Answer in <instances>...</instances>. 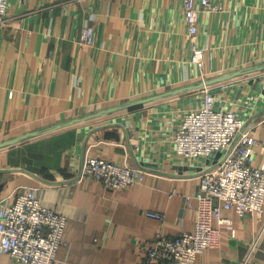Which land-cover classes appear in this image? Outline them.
<instances>
[{
  "label": "crops",
  "instance_id": "obj_1",
  "mask_svg": "<svg viewBox=\"0 0 264 264\" xmlns=\"http://www.w3.org/2000/svg\"><path fill=\"white\" fill-rule=\"evenodd\" d=\"M211 1L217 9L198 20L200 69L182 0H10L0 22V142L37 135L0 147V204L34 187L67 216L59 264H141L137 241L194 229L203 160L178 157L173 136L205 86L216 107L244 119L238 135L256 139L253 164L264 162V0ZM89 156L139 167L145 180L108 188L81 175ZM222 215L235 236L221 228L195 264H264V203L252 217ZM1 264L18 263L2 254Z\"/></svg>",
  "mask_w": 264,
  "mask_h": 264
},
{
  "label": "built area",
  "instance_id": "obj_2",
  "mask_svg": "<svg viewBox=\"0 0 264 264\" xmlns=\"http://www.w3.org/2000/svg\"><path fill=\"white\" fill-rule=\"evenodd\" d=\"M9 2L0 0V22L7 14ZM182 5L190 36V60L201 69L205 48L196 39L199 15L201 11L217 9V5L211 0H182ZM94 34L93 24L86 23L83 42L93 43ZM215 99L210 87L205 86L201 104L185 113L173 136L178 157L203 160L198 170L200 189L194 229L137 241L141 264H195L199 253L218 243L221 228H229L235 236L233 219L223 216V209L240 217H252L263 210L264 162L253 164L256 139L248 134L238 135L244 119L235 110L216 107ZM81 175L117 189L145 180L143 169L101 156L86 157ZM175 193L173 190L171 196ZM145 214L158 221L165 218L160 211L145 210ZM66 220V215L42 202L36 188L18 192L12 203L0 204V264L2 254H9L18 264H59L58 249L69 246L64 238ZM247 263L246 258L241 264Z\"/></svg>",
  "mask_w": 264,
  "mask_h": 264
},
{
  "label": "water",
  "instance_id": "obj_3",
  "mask_svg": "<svg viewBox=\"0 0 264 264\" xmlns=\"http://www.w3.org/2000/svg\"><path fill=\"white\" fill-rule=\"evenodd\" d=\"M224 78H220L219 80H222ZM155 96H152V97H148V98H142V99H138L132 103H139V102H144V101H147V100H150L152 98H154ZM82 118H76V120H80ZM75 120V121H76ZM34 135H37V131H32V132H28V133H25V134H22L20 136H17V137H13V138H10V139H7V140H4V141H1L0 142V147H3V146H7V145H12L14 143H17L18 141L24 139V138H27V137H30V136H34ZM220 155V153L217 154V157Z\"/></svg>",
  "mask_w": 264,
  "mask_h": 264
}]
</instances>
